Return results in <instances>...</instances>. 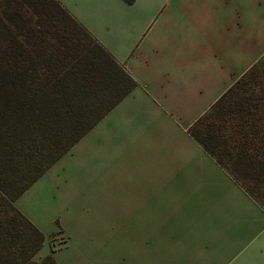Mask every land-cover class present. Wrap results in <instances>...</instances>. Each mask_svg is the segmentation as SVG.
Instances as JSON below:
<instances>
[{"label": "crops", "instance_id": "crops-1", "mask_svg": "<svg viewBox=\"0 0 264 264\" xmlns=\"http://www.w3.org/2000/svg\"><path fill=\"white\" fill-rule=\"evenodd\" d=\"M243 1L78 0V25L134 86L16 199L44 236L55 221L73 234L116 170L153 183L156 205L142 208L156 228L173 211L163 198L197 197L193 212L216 235L188 248L186 264H264V209L189 134L264 50V0ZM106 256L78 253V264Z\"/></svg>", "mask_w": 264, "mask_h": 264}, {"label": "trees", "instance_id": "trees-1", "mask_svg": "<svg viewBox=\"0 0 264 264\" xmlns=\"http://www.w3.org/2000/svg\"><path fill=\"white\" fill-rule=\"evenodd\" d=\"M25 5L30 13L28 8L22 12ZM0 7V148L17 153L8 156L11 161L15 156L24 161H18L15 175L0 183L4 207L0 212V264H57L51 254L39 262L33 260L44 236L13 202L95 126L134 82L94 41L95 46L80 50L72 34L49 28L45 33L51 37L46 39L43 30L30 26L33 15L52 19L46 7H53L65 15L64 21L77 27L55 0H4ZM78 32L91 38L79 25ZM262 58L189 128V134L250 197L264 180V138L258 125L264 117L254 106L257 118H250V110L238 103L235 93L245 76L257 74ZM261 103L264 108V97ZM230 115H236L239 122L234 118L226 134ZM56 125L61 127L55 129ZM45 131L50 134L43 139ZM37 144L41 153L34 160L26 150L33 151Z\"/></svg>", "mask_w": 264, "mask_h": 264}, {"label": "rangeland", "instance_id": "rangeland-1", "mask_svg": "<svg viewBox=\"0 0 264 264\" xmlns=\"http://www.w3.org/2000/svg\"><path fill=\"white\" fill-rule=\"evenodd\" d=\"M55 1L77 27H73L64 21L65 15L57 12L53 7H46V11L53 13L52 19L33 15L30 26H34L36 30H43L46 39L51 37L45 33L48 32L47 29L49 28H52V32L72 34L80 50L95 46L91 38L84 37L78 32V0ZM256 2L260 3V0ZM250 3V0H244L243 8L251 7ZM25 6H23L22 12L28 8L26 11L30 13L31 8L28 5ZM258 6L260 5L258 4ZM248 13V10L244 9V16ZM38 21L40 22L39 26L37 25ZM5 23L11 24L7 21ZM17 35L18 40H22L18 31ZM262 57L264 58V50L259 54L256 62ZM263 67L264 63L261 68L257 69V74L251 77L245 76L235 93V96L238 97V103L247 106L251 113L250 118L253 117L254 120L257 118L254 106L258 108L257 114L264 117L263 103H261V99L264 97ZM234 118H237L236 115H230L226 121L225 127L228 128L225 131L226 134H228ZM235 122H239V120L236 119ZM258 125L262 130L260 136L264 138V121ZM58 127L61 126L56 125L55 129ZM55 132L56 130L52 131L51 135ZM47 134L50 133L48 131L43 132L42 138L45 139ZM226 134H224L225 137H227ZM6 150L0 148V183L2 184H4L5 177L9 178L15 175L18 161H23V157L19 156H15L14 161H11L8 156L17 155V153H12L11 148H6ZM6 152L8 155L5 154ZM26 153L31 154L32 159L35 160L40 156L41 147L37 144L33 151L27 149ZM117 173L115 170L114 173H111L112 176L108 178L110 180H102L98 188L99 194L88 198L90 203L87 208L84 206L83 210H78V229L73 230V234L66 235L55 221V229L49 234L43 235V245L33 256L34 261L39 262L45 255L51 254L57 264H78V253H86L107 254L106 260L99 261V264H186V254L196 246L194 243L201 242L199 240L203 236L216 235L213 229L201 227L203 224L200 221L201 214L193 212L194 209L198 208L193 203L197 197L186 195L163 198L165 201L164 208L171 210L173 208V211L164 213L161 226L156 228L154 225L155 214L148 209L156 205L154 195L148 194L153 183L144 182L138 177L128 174ZM257 186L258 190L252 198L264 209V180ZM180 192L184 193V191ZM15 201L13 206L18 211ZM144 201L148 206L146 211L142 208ZM171 203L172 205H170ZM3 209L4 207L0 203V212ZM143 221L152 226L143 228L141 226Z\"/></svg>", "mask_w": 264, "mask_h": 264}]
</instances>
